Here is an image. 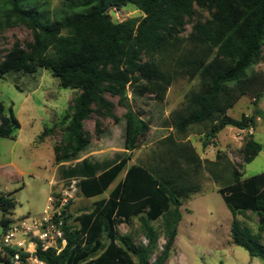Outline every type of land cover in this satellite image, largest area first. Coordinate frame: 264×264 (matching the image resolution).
Wrapping results in <instances>:
<instances>
[{"label": "trees", "instance_id": "trees-1", "mask_svg": "<svg viewBox=\"0 0 264 264\" xmlns=\"http://www.w3.org/2000/svg\"><path fill=\"white\" fill-rule=\"evenodd\" d=\"M127 4L143 17L113 22L108 11ZM63 8L52 20L38 0H0V36L16 26L31 33L30 42L23 46L16 41L0 54V78L42 68L62 88L78 92L61 120L45 127L34 144L61 132L60 141L52 147L57 177L76 180L85 199L109 189L150 131L149 122L132 103L146 94L163 102L170 83L178 77L197 78L199 83L185 94L180 110L170 114L177 136L158 140L143 159L126 169L106 199L93 202L73 219L74 225L68 223L71 215H67L65 246L58 254L38 251V259L44 264H166L182 218L180 207L200 192L206 174L220 184L218 193L231 214V243L250 257L264 260V172L242 178L229 166L222 179L218 163L223 156L203 160L186 140L192 126L206 134L203 148L225 127L254 128L258 110L239 119L227 112L242 96L252 98L256 106L264 94V75L248 72L264 52V0H78ZM198 11L209 17L195 20L192 31L181 36ZM141 71L150 80L133 85L131 77ZM107 96L116 97L125 109V152L102 163L81 159L93 135L100 137L101 120L118 121ZM91 116L95 117L93 134L84 129ZM19 128L11 108L6 111L0 102V137L14 139ZM261 150L252 135L246 136L239 149V166L250 163ZM14 207L11 193H0L2 229L14 222ZM248 212L257 218L256 232L237 219ZM135 218L144 244L118 232V226ZM159 219L161 235L150 224ZM161 237L164 243L159 246Z\"/></svg>", "mask_w": 264, "mask_h": 264}, {"label": "rangeland", "instance_id": "rangeland-1", "mask_svg": "<svg viewBox=\"0 0 264 264\" xmlns=\"http://www.w3.org/2000/svg\"><path fill=\"white\" fill-rule=\"evenodd\" d=\"M77 1L38 0V3L41 10L49 11L50 19L53 20L65 3L75 4ZM108 15L116 23L143 17V14L132 4L121 8H112L108 11ZM207 17H209L208 13L198 11L195 17L186 23L181 36H186L192 31L195 20L199 18L204 20ZM16 41L24 46L25 43L31 41V33L23 26H16L4 32L0 36V54L9 49ZM252 70L264 75V52H262V58L253 63L248 72ZM131 80L133 85L144 84L150 80V75L144 71L137 72L131 77ZM198 83L197 78L189 81L185 77H178L170 83L163 102L157 101L154 95L146 94L132 103L134 109L140 110L143 118L150 124L148 135L142 140L139 150L136 151L137 159L146 156L155 146L154 128L164 126L166 133L171 128L170 135L177 136L171 123L170 114L175 110H180L185 94L189 90L197 88ZM77 93L75 90L62 88L51 72L42 68L31 74L11 72L4 78H0V102L6 111L11 108L21 125V130L15 133L14 139L0 137V163H13L31 174L16 178L12 167L7 166L0 169V193H11L15 201V207L12 210L13 218L34 216L44 210L47 198L52 192L48 185L51 169L46 165L49 151L47 147H44L37 155L29 151L27 146L30 143L37 146L34 144L36 137L45 127H51L61 120ZM128 97L130 98V95ZM107 99L114 104L113 111L118 121L102 119L99 136L107 140L100 142V137L96 138L93 135L89 147L80 155V158L86 154L94 153L98 154L99 160H104L112 154V151L107 150L108 148L114 150L123 148L124 122L122 115L125 109L118 105L116 97L107 96ZM252 101L253 99L249 96H242L227 112L228 116L239 119L243 114L250 116L254 114V110H258V117L253 130L251 129V134L239 133L235 128L225 127L204 148L202 142L206 134L201 131L200 127H190L186 135L202 136L198 140L192 137L191 141L202 155L203 160L208 161L206 158L215 159L216 154L223 156L218 163L222 179L229 166H233L242 173V178L264 172V94L258 98L256 106ZM94 120L95 117L91 116L84 122V129L91 134L94 133ZM239 134L242 136V140L237 139ZM248 134L252 135V138L262 146V150L250 163L241 168L239 166L242 163L239 149ZM60 137L61 132L57 131L47 139L53 147L60 141ZM143 146H148V149ZM32 162L34 164H31ZM43 165H46V169ZM32 173L43 174L45 177H35L32 176ZM62 186L67 187L68 184L63 183ZM219 186L220 184L214 183L205 174L201 181L200 192L183 202L181 206L182 218L177 227V236L168 264H264V260L250 257L244 249L231 243L229 230L232 217L218 193ZM74 187L76 188V185ZM92 203L93 199H85L78 189L75 190L68 203L69 215H71L68 223L74 225L73 219L89 210ZM237 219L256 232L257 218L254 214L248 212L244 217L238 216ZM150 224L161 235V219ZM118 232L122 235H131L136 244L145 243L136 218L132 219L129 224L118 226ZM1 235L2 228L0 227V244ZM102 241L107 243L105 238ZM163 243L161 237L159 246Z\"/></svg>", "mask_w": 264, "mask_h": 264}, {"label": "built area", "instance_id": "built-area-1", "mask_svg": "<svg viewBox=\"0 0 264 264\" xmlns=\"http://www.w3.org/2000/svg\"><path fill=\"white\" fill-rule=\"evenodd\" d=\"M239 133L251 134V129H236ZM248 134V135H249ZM242 140V136H237ZM67 187L52 192L47 198L44 210L34 216L14 218L7 228L2 229L0 263L44 264L37 257L38 251L48 250L58 254L65 246L63 227L69 215V200L77 188L76 180H68Z\"/></svg>", "mask_w": 264, "mask_h": 264}, {"label": "crops", "instance_id": "crops-1", "mask_svg": "<svg viewBox=\"0 0 264 264\" xmlns=\"http://www.w3.org/2000/svg\"><path fill=\"white\" fill-rule=\"evenodd\" d=\"M155 130V132H154V136H156L155 137V141L157 142L158 140H160V139H162V138H164L165 136H168V135H170V131H171V128H169L168 130H169V132H164L165 131V129L166 128H164V126H158V127H156V128H154ZM21 130V125H20V128H19V130H17V131H20ZM253 130V129H252ZM16 131V132H17ZM18 137V136H17ZM192 137H194V138H196L197 140L199 139V138H201L202 136H187L186 137V140L187 141H189L190 143H191V145L194 147V149L196 150V152L199 154V156H200V158L201 159H203V157H202V155L198 152V150H197V148L195 147V145L192 143V141H191V138ZM217 137V136H216ZM14 138H15V134H14ZM105 140H107L106 138H103V137H100V142H104ZM154 141V142H155ZM106 143H108V142H106ZM151 145V144H150ZM28 149H29V151H32V153H35V154H39L40 153V151L42 150V148H44V147H47V150L49 151V155H48V157H47V163H46V165H47V167L48 168H50L51 169V174H50V176H49V181H48V185H49V188H50V192L52 191V192H56V191H59L60 190V188H61V186H62V184L63 183H65L66 181H60L59 179H58V177H57V165H55V163H54V155H53V150H52V146L49 144V140L48 139H46L45 140V142H43L42 144H40V145H37V146H33V145H31V143H30V145L28 144ZM143 147H145L146 149H148V146H143ZM108 151H112L111 153V156L110 157H108L107 159H104V160H99L98 159V154H94V153H89V154H86V155H84L83 157H81V159L82 158H85V157H89V158H92L93 160H95V161H97V162H99V163H102V162H105V161H108V160H111L112 158H113V156H114V154H116V153H122V152H125L124 151V149L122 148V149H116V150H114V149H112V148H108L107 149ZM137 150H139V149H137ZM136 150V151H137ZM136 151H134L132 154H131V159L128 161V163H127V167L120 173V175L116 178V180L111 184V186L109 187V189L105 192V193H103L102 195H100V196H97V197H94V198H91V199H93V202H95V201H98V200H101V199H106L107 197H108V194H109V192L113 189V187L120 181V180H122V178L124 177V174H125V172H126V169L128 168V167H130V166H132V165H134V164H136L140 159H143L145 156H143V157H141L140 159H137V155H136ZM51 152H52V154H51ZM206 159H208V161H215V159H213V158H206ZM31 164H34V162H32ZM46 165L44 166L43 165V167L46 169ZM7 166H9V167H12V169L14 170V173H15V175H16V178H21L22 176H24V175H26V174H30L29 173V171H27L26 169H22V168H20V167H18V166H16L15 164H13V163H0V169H3V168H6ZM31 175V174H30ZM32 176H35V177H40V178H44L45 177V175H41V174H39V173H32ZM76 188H77V186H76ZM51 192V193H52ZM100 197V198H99ZM182 205H183V203H182ZM181 205V206H182ZM180 211H181V207H180ZM40 214V213H39ZM38 215V214H37ZM15 218V217H14ZM176 240V239H175ZM167 264H168V261H167Z\"/></svg>", "mask_w": 264, "mask_h": 264}, {"label": "water", "instance_id": "water-1", "mask_svg": "<svg viewBox=\"0 0 264 264\" xmlns=\"http://www.w3.org/2000/svg\"><path fill=\"white\" fill-rule=\"evenodd\" d=\"M0 264H7V263H0Z\"/></svg>", "mask_w": 264, "mask_h": 264}]
</instances>
